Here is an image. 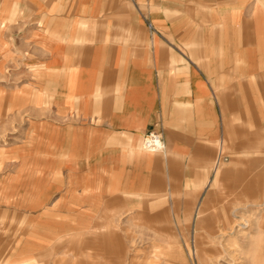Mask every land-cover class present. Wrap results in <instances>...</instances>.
<instances>
[{
	"label": "rangeland",
	"instance_id": "1",
	"mask_svg": "<svg viewBox=\"0 0 264 264\" xmlns=\"http://www.w3.org/2000/svg\"><path fill=\"white\" fill-rule=\"evenodd\" d=\"M21 15L18 0H0V264H264V117L248 115L264 113V101H239L237 111L219 101L201 163L178 165L153 131L163 148L140 138L148 164L138 180L82 191L73 166L52 163L64 161L57 127L35 125L76 119L42 92L57 71L35 62Z\"/></svg>",
	"mask_w": 264,
	"mask_h": 264
},
{
	"label": "crops",
	"instance_id": "2",
	"mask_svg": "<svg viewBox=\"0 0 264 264\" xmlns=\"http://www.w3.org/2000/svg\"><path fill=\"white\" fill-rule=\"evenodd\" d=\"M18 6L20 20L31 23L24 37L34 38L35 62L57 71L42 92L59 102V114L74 112L76 119L35 125L57 127L64 161L52 163L73 166L67 174L82 191L138 180L148 163L137 145L153 131L178 165L201 163L204 141L217 132L219 101L236 111L239 101H264V0H18ZM260 112L248 115L264 117ZM79 196L90 208L91 194ZM87 209L78 210L81 221Z\"/></svg>",
	"mask_w": 264,
	"mask_h": 264
},
{
	"label": "bare ground",
	"instance_id": "3",
	"mask_svg": "<svg viewBox=\"0 0 264 264\" xmlns=\"http://www.w3.org/2000/svg\"><path fill=\"white\" fill-rule=\"evenodd\" d=\"M146 141H149L150 144L145 146L148 147L149 151H157L163 148V145L161 144V141L157 137L152 138H146ZM219 160V159H218ZM217 160V161H218ZM217 164V163H216Z\"/></svg>",
	"mask_w": 264,
	"mask_h": 264
},
{
	"label": "built area",
	"instance_id": "4",
	"mask_svg": "<svg viewBox=\"0 0 264 264\" xmlns=\"http://www.w3.org/2000/svg\"><path fill=\"white\" fill-rule=\"evenodd\" d=\"M154 138V137H157L156 135H154L153 133H149L147 136H146V138ZM158 138V137H157ZM145 140V144H146V146L147 145H149L150 144V142L149 141H146V139H144Z\"/></svg>",
	"mask_w": 264,
	"mask_h": 264
}]
</instances>
